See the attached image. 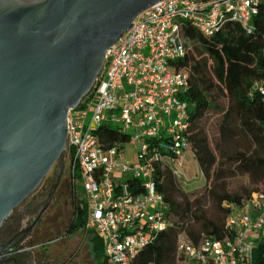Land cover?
I'll list each match as a JSON object with an SVG mask.
<instances>
[{"label":"built area","instance_id":"built-area-1","mask_svg":"<svg viewBox=\"0 0 264 264\" xmlns=\"http://www.w3.org/2000/svg\"><path fill=\"white\" fill-rule=\"evenodd\" d=\"M264 0H165L141 13L107 51L95 87L69 112L64 158L72 185L80 183L84 230L104 242L105 264H134L171 226V206L159 191V172L187 179L191 112L187 25L213 36L226 22L246 34ZM259 90L264 95V86ZM121 125L119 129L113 125ZM110 128L118 139L105 135ZM132 146L134 161L127 157ZM224 239L179 236L176 264H251L255 235L264 232V193L228 204Z\"/></svg>","mask_w":264,"mask_h":264},{"label":"water","instance_id":"water-1","mask_svg":"<svg viewBox=\"0 0 264 264\" xmlns=\"http://www.w3.org/2000/svg\"><path fill=\"white\" fill-rule=\"evenodd\" d=\"M161 1L0 0V227L64 156L107 51Z\"/></svg>","mask_w":264,"mask_h":264},{"label":"trees","instance_id":"trees-1","mask_svg":"<svg viewBox=\"0 0 264 264\" xmlns=\"http://www.w3.org/2000/svg\"><path fill=\"white\" fill-rule=\"evenodd\" d=\"M253 23L255 31L252 34H246L238 23L232 21L226 22L210 37L189 25L183 31L188 53L180 65L189 70L191 77L187 98L194 104L189 130L192 151L205 178L204 187L216 200L223 216L217 220L209 219L203 213L200 200H191L194 193L186 194L169 169L159 172V191L171 206V217H176L180 224L174 226L171 222L168 230L159 234L155 242L141 252L134 264H176L178 238L181 234H185L194 243H198L202 236L224 239L227 234L225 224L230 214L227 205H241L257 191L248 189L231 194L227 192L225 183H221L224 179L223 164L211 148L208 133L203 126L204 119L213 109L214 95L218 94L228 100V108L218 127L220 140L227 142L236 136V129H239L256 149L251 153L236 152L228 157V161L236 164L237 171L247 175L252 184L264 183V95L259 90L260 85L264 86V3L260 5ZM191 43L204 50L212 61L211 67L206 62L195 61L190 54ZM107 132L105 137L110 141L118 139L114 130L108 128ZM222 158H226V154L222 153ZM73 214L68 234L85 227L87 214L82 201L75 205ZM190 218L201 224L200 230L188 225L187 219ZM93 240L98 264H105L104 242L97 236ZM250 258L251 264H264V237L258 240L256 246L251 247Z\"/></svg>","mask_w":264,"mask_h":264},{"label":"rangeland","instance_id":"rangeland-1","mask_svg":"<svg viewBox=\"0 0 264 264\" xmlns=\"http://www.w3.org/2000/svg\"><path fill=\"white\" fill-rule=\"evenodd\" d=\"M190 54L195 61H203L212 66V61L204 50L197 44H190ZM215 103L213 109L207 114L203 121L209 139L211 148L218 156V160L223 164L224 179L227 192L231 194L241 193L245 190L256 189L259 193H264V183L254 185L247 175H243L237 171V165L228 161V157L236 152L251 153L255 151V147L247 136H245L239 129H236V136L227 140V142L220 140L218 127L223 119L225 110L228 108V100L225 97L214 95ZM121 125H113V128L119 129ZM127 157L134 161L132 154V146H127ZM218 149L220 151H218ZM222 153L226 154V158H222ZM186 161L188 163L187 182H180L178 184L186 194L194 193L191 200L199 199L202 204L204 214L212 220H217L223 216V213L218 209L216 200L208 193L197 160L195 159L192 150L186 154ZM69 161L64 157L56 163V174L65 173V182L62 188L54 192L51 197H44L40 200L42 193L50 186V182L41 184L39 188L30 195L19 207L18 211H23L29 206L36 208V215L30 219L34 222L41 214L42 220L40 225L34 230V236L27 240L26 247L30 256L27 264H98L94 251V236L93 232L87 230L76 231L68 234L73 218L74 207L77 203L83 200L82 187L80 183L76 184V188L72 185L70 178ZM42 191V192H43ZM77 196L75 198L74 196ZM171 222L180 224L176 217H171ZM187 223L195 230H200L201 224L195 219H187ZM182 224V223H181ZM264 233V232H263ZM185 235V234H181ZM180 235V236H181ZM264 237L262 235H255L252 239V246L258 244V240ZM179 239V238H178Z\"/></svg>","mask_w":264,"mask_h":264},{"label":"flooded vegetation","instance_id":"flooded-vegetation-1","mask_svg":"<svg viewBox=\"0 0 264 264\" xmlns=\"http://www.w3.org/2000/svg\"><path fill=\"white\" fill-rule=\"evenodd\" d=\"M55 169L56 165L41 183L50 182V186L45 191L43 189L40 191L42 193L40 200L46 196L51 197L64 185L65 173L57 175ZM35 215L36 208L33 205L20 212L15 209L5 220L0 227V264H27L29 262L30 256L26 242L34 236V230L40 225L43 217L40 214L34 222H31L30 219Z\"/></svg>","mask_w":264,"mask_h":264},{"label":"crops","instance_id":"crops-1","mask_svg":"<svg viewBox=\"0 0 264 264\" xmlns=\"http://www.w3.org/2000/svg\"><path fill=\"white\" fill-rule=\"evenodd\" d=\"M264 234V233H263Z\"/></svg>","mask_w":264,"mask_h":264}]
</instances>
